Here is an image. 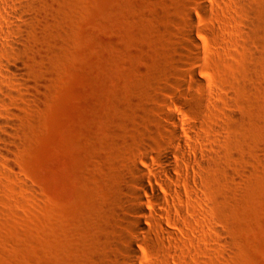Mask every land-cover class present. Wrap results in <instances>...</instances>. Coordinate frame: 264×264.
<instances>
[{
    "label": "rangeland",
    "instance_id": "rangeland-1",
    "mask_svg": "<svg viewBox=\"0 0 264 264\" xmlns=\"http://www.w3.org/2000/svg\"><path fill=\"white\" fill-rule=\"evenodd\" d=\"M14 4L22 27L10 24L12 37L23 47L12 60L24 74L0 83L12 91L0 113L11 110L5 147L15 167L0 152V264H116L129 162L142 164L148 142H167L171 112L184 125L203 113L209 128L177 131L215 169L202 171L200 188L182 187V210L171 212L181 231L163 216L159 236H139L154 246L138 247V264H264V0ZM188 12L198 48L186 37ZM192 65L216 85L211 101L188 76ZM198 133L209 140L194 142ZM161 227L176 244H161Z\"/></svg>",
    "mask_w": 264,
    "mask_h": 264
},
{
    "label": "bare ground",
    "instance_id": "bare-ground-1",
    "mask_svg": "<svg viewBox=\"0 0 264 264\" xmlns=\"http://www.w3.org/2000/svg\"><path fill=\"white\" fill-rule=\"evenodd\" d=\"M207 8H209L208 5L204 3L199 6L201 11H204ZM19 18L20 10L14 4V0H0V83L1 80H7L6 77L15 78L14 80H16L22 76V74H24L19 61L16 59V55V58L12 60V58H14L13 55L19 51L20 47H23L21 46V42L23 40L21 36L16 38L12 37L13 26L17 25V27H22L21 25L17 24ZM10 24L13 26H10ZM185 24L187 27L186 37L191 43H193L194 47L198 48V43L194 39V29L196 23L193 15L190 12H188L186 15ZM199 60L200 59L198 57L196 62ZM188 76L193 79L197 86L203 89H205V87L208 88V93L205 95V100L211 101L217 96V93L214 90L216 85L210 81L206 83L205 79L200 76V73L195 65L191 66ZM185 80L186 75L183 74L181 76V84L185 83ZM174 82L172 83L173 85ZM2 85L3 84L0 85V105L6 104L8 100L10 101L11 97L7 100L6 95L12 94L11 89H7V86L5 87V85ZM10 115V109L5 113H0V152L1 155L7 160L8 167L11 170H14L15 167L9 160L10 153L5 147L8 142L7 135L13 134L14 131L13 121L11 120ZM230 115L234 116L233 113ZM164 119L171 124V127L169 128H162V133L167 139V142L160 145L159 143L157 145L155 142H148V149L143 148L139 152L142 164L139 165L135 161L129 162L128 170L130 171V175L126 178L128 185L123 189L125 193L124 202L127 203V207L126 213L122 217L128 235L122 236L121 244L120 246L118 245L117 249L121 257H116V264H138L140 262L141 256L138 247L141 246V248H149L150 246H154L152 242L144 241L140 239L139 236H145L146 234L148 235L151 233L159 236L160 233L154 224L155 217L164 216L172 225L171 229L181 231L178 224V219L174 216L172 217L171 212L176 209L182 210L181 204L183 199L180 194L181 190H183L182 187H186L190 191H192V186L195 189L200 188V185L204 181L208 180V176L203 174L202 171H212L215 169L214 167H212L213 169H210L212 163H214V158L212 159V155L199 158L195 154V148L189 150L184 148V146H182L180 143V136L177 131V128L180 127L182 128V131L189 135L188 132H190V128H193V126L203 125V127L209 128V126L203 121V113L198 117L193 118L188 125H184L179 116L172 112L170 114H166ZM211 126L215 131L220 130V127L217 125ZM191 138L194 142L202 140L208 141L209 135L208 133H198L195 136L191 134ZM23 143L25 142L22 141L21 144ZM169 155L173 156L174 159L170 160L168 157ZM214 155L213 157H216ZM183 156L184 158H181ZM216 160L217 159L215 158V161ZM184 168L193 170L196 176L191 178L185 175L182 176V170ZM175 170L178 172L179 176L174 174ZM164 178L169 179L170 182H166ZM153 180H157L164 186L166 191L165 194H162L150 184ZM203 208L206 209L207 205H205V207L203 206ZM142 219L146 220V227L142 223ZM160 232L162 245L165 243H175L171 237L172 231L170 229L161 227ZM218 233L220 234V231Z\"/></svg>",
    "mask_w": 264,
    "mask_h": 264
}]
</instances>
